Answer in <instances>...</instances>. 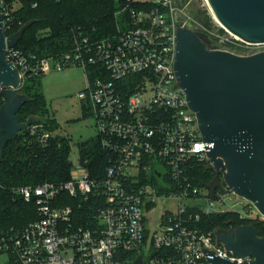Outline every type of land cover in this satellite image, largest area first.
I'll return each mask as SVG.
<instances>
[{
	"label": "built area",
	"instance_id": "2783aa9c",
	"mask_svg": "<svg viewBox=\"0 0 264 264\" xmlns=\"http://www.w3.org/2000/svg\"><path fill=\"white\" fill-rule=\"evenodd\" d=\"M156 3L160 8L150 12L130 10L128 23L109 37L93 39L75 28L70 50L54 56L36 58L6 45L18 89L29 77L52 70H83L86 85L77 98L85 100L81 106L89 112L107 164L102 175L93 176L76 146L67 181L10 189L12 200L32 203L36 216L21 227L0 228V254L9 255V264H137L138 258L140 264H209L202 249L242 261L217 233L199 225L200 217L210 214L254 220L259 213L228 187L200 188L189 178L193 167L212 164L177 82L175 35L178 27L202 32L210 49L242 56L263 51L264 43L242 41L219 23L210 30L189 15L179 21L176 13L183 14V8L172 0ZM13 10L8 0H0L3 32L12 26ZM90 66L94 76L87 72ZM8 88L0 85V105ZM26 130L41 146L52 136L40 123ZM4 189L0 184V193ZM162 199L176 207L159 212L152 227L156 221L149 213Z\"/></svg>",
	"mask_w": 264,
	"mask_h": 264
},
{
	"label": "water",
	"instance_id": "95a60500",
	"mask_svg": "<svg viewBox=\"0 0 264 264\" xmlns=\"http://www.w3.org/2000/svg\"><path fill=\"white\" fill-rule=\"evenodd\" d=\"M205 1L226 30L242 41L264 43V0ZM19 37L4 35L0 14V85L9 87L0 105V161L4 145L32 123L19 121L17 112L28 98L18 93V71L5 51ZM175 41L177 82L198 120L213 170L264 217V50L245 56L212 50L184 27L176 29ZM218 240L242 261L202 249L209 264H264V238L255 226L239 225L218 234Z\"/></svg>",
	"mask_w": 264,
	"mask_h": 264
},
{
	"label": "trees",
	"instance_id": "16d2710c",
	"mask_svg": "<svg viewBox=\"0 0 264 264\" xmlns=\"http://www.w3.org/2000/svg\"><path fill=\"white\" fill-rule=\"evenodd\" d=\"M177 3L186 0H175ZM14 8L11 15L10 30L4 29L7 37L19 34L16 48L25 55L32 54L36 58L54 56L70 50L73 44V31L81 30L89 37L103 38L112 36L120 25L129 21V12H150L160 8L158 3L133 0H8ZM16 4V5H15ZM185 4V3H184ZM15 5V6H14ZM195 20L204 27L215 30L211 24V16L206 8L194 13ZM216 28V27H215ZM220 32L222 29L218 28ZM200 39L202 32H197ZM205 35V34H203ZM207 36V35H205ZM209 38V37H208ZM209 41L211 42L210 38ZM89 76H94L93 67L87 68ZM40 77H29L18 89L20 95L28 98L17 112L20 122L29 118L40 123L52 133L41 146L27 134V130L16 134L13 141L6 143L2 149L0 161V184L4 190L0 193V228L7 225L22 226L25 221L36 216L34 206L19 199L12 200L10 189L16 186L36 185L49 181L55 184L68 180L72 165L68 160L71 152L70 138L53 135L59 125L49 118L48 105L42 93ZM89 112L82 107V117ZM82 161H86L93 176L103 174L106 160L96 137L77 144ZM216 173L211 166H195L190 169L189 178L200 188L212 187ZM223 187L225 186L222 182ZM218 190V189H217ZM227 216V217H225ZM199 225L204 231H215L221 227L227 232L239 225H253L259 236L264 238V221L261 219L247 220L236 214L223 212L200 217Z\"/></svg>",
	"mask_w": 264,
	"mask_h": 264
},
{
	"label": "rangeland",
	"instance_id": "374dc122",
	"mask_svg": "<svg viewBox=\"0 0 264 264\" xmlns=\"http://www.w3.org/2000/svg\"><path fill=\"white\" fill-rule=\"evenodd\" d=\"M147 1L153 3L157 2V0ZM172 2H174L177 7L183 8V14L185 16L179 11H177L176 13V15L178 16L177 19L179 21L186 18V15L194 18L195 16L193 15L196 11L201 12L204 8H206L207 13L209 14V16H211V24L214 25L213 28L215 29V27L218 26V22L214 15H212L207 1L186 0L185 2L177 3L175 0H172ZM118 27H124V23L121 21V19L120 25H116V28ZM201 40L204 45L209 48L211 47V42L209 41L208 36L202 34ZM40 79L42 84V93L44 94L48 105L49 118L54 119L55 122H57L63 135H67L70 137L72 150V154L70 155V157H68V160L70 162V159H74L75 157L74 153H76L77 140L86 139L90 135L94 134L92 125L93 122L91 121V119L89 117H82V109L80 103H83L85 105V100H82L81 102L77 98L78 91L82 90L86 85V77L81 68L71 66L69 68L56 71L52 70L43 73ZM222 182L224 183L223 177L219 174L216 176L214 182L212 183L213 186L208 188L211 190L218 189L219 191L221 190L223 192L225 189L222 185ZM228 198L232 197L228 196ZM235 200L240 202L241 205L242 203H244V200L240 197L235 198ZM155 206L157 209L154 212L149 213L150 217L152 218V222L156 221L152 224V227H155L159 223V212H161L163 209H174L176 207L174 203L166 202L163 199L159 202H156ZM257 219H261L264 221V217H261V215H259ZM214 232L220 234L221 232H225V229L221 227ZM0 264H9L8 254H0Z\"/></svg>",
	"mask_w": 264,
	"mask_h": 264
},
{
	"label": "crops",
	"instance_id": "0c3cea01",
	"mask_svg": "<svg viewBox=\"0 0 264 264\" xmlns=\"http://www.w3.org/2000/svg\"><path fill=\"white\" fill-rule=\"evenodd\" d=\"M133 1H136V0H133ZM142 1H147V0H142ZM142 1H139V2H142ZM84 88V87H83ZM80 91V90H79ZM80 103V102H79ZM80 106H81V103H80ZM81 109H82V106H81ZM93 131H94V129H93ZM53 135H61V136H67V135H63L62 134V132H61V129H60V126H59V128H58V130H56V131H54V133H53ZM67 137H69V136H67ZM93 137H95V135L93 134V135H90L89 137H87L86 139H79V140H77V142H76V145L79 143V142H82V141H86V140H88L89 138H93ZM70 138V137H69Z\"/></svg>",
	"mask_w": 264,
	"mask_h": 264
}]
</instances>
